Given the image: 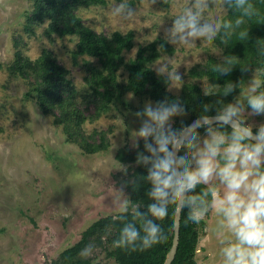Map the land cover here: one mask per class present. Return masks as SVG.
Listing matches in <instances>:
<instances>
[{
	"label": "rangeland",
	"instance_id": "rangeland-1",
	"mask_svg": "<svg viewBox=\"0 0 264 264\" xmlns=\"http://www.w3.org/2000/svg\"><path fill=\"white\" fill-rule=\"evenodd\" d=\"M117 2L110 0L105 6L82 7L78 13L97 32L133 30L135 45L125 52L129 59L136 55L140 45L163 37L172 15L189 0H129L136 13L128 20L112 14L111 7ZM33 6V0H0V62H12L16 48L32 59L48 49L69 70L70 78L82 94L87 88L84 60L96 62V59L81 56L76 64L72 52L76 49L77 36L48 34L47 22L37 25L33 33L28 32L27 14ZM210 6L215 7L216 0ZM173 46L175 51L166 55L171 56L173 66L181 65L184 69L180 85L196 82L203 88L204 81L208 80L193 78L188 70L209 56L222 58L221 48L201 33L193 41ZM120 74L123 80L127 76L123 68ZM263 74H258L259 78ZM182 87L169 90L173 94L181 93ZM28 89L22 78L0 69V264H48L65 248L78 242L93 222L115 214L113 197L118 189L129 197L127 182L136 166V163L119 161L116 152L125 146L134 148L143 139L134 136L142 119L135 113L146 102H155L146 96L128 93L124 101L112 105L100 117L88 119L84 125L87 132L110 131L109 148L89 154L69 142L62 128L54 124L53 116L45 115L34 99L25 96ZM83 109L86 110L85 106ZM86 114H93V109L86 110ZM172 118L187 121L190 115L174 110ZM241 118L252 129L264 123V114L251 113L247 107ZM121 164L126 170L119 168ZM204 223L208 225L207 232L202 230ZM214 223L215 214L210 211L199 225L198 264H221L220 245L212 231ZM106 248L110 249L108 243L93 248L87 256L95 264H117L108 256Z\"/></svg>",
	"mask_w": 264,
	"mask_h": 264
},
{
	"label": "clouds",
	"instance_id": "clouds-1",
	"mask_svg": "<svg viewBox=\"0 0 264 264\" xmlns=\"http://www.w3.org/2000/svg\"><path fill=\"white\" fill-rule=\"evenodd\" d=\"M211 2L189 0L180 6L170 26L164 28L163 40L183 45L201 33L209 41L219 38L223 46L228 45L245 18L257 13L251 0H216L215 7L210 6ZM228 8L239 14L225 18ZM111 12L128 20L136 10L129 0H118ZM239 35L248 39V30L239 31ZM158 51L163 58L151 67L164 77L168 89H180L184 69L173 66L163 43ZM255 52L264 59V41H255ZM235 65L247 71L249 63L240 64L237 56L224 55L213 65V71L227 74ZM260 73H264V65H257L243 92L230 101H217L214 115L208 114L211 105L205 103L198 118L177 123L173 111L189 104L179 91L163 100L146 102L135 113L142 119L134 136L143 138L148 153L137 155V163L147 166L141 179L150 184L145 193L148 203L140 210L139 204L118 189L113 197L116 207L112 219L120 221L121 226L112 240L113 247L134 250L169 235L175 220L165 223L163 217L174 201V212L178 215L187 209V221L197 225L210 211L214 212L212 231L220 245L221 264H264V123L253 132L252 125L241 118L246 107L251 113L264 114V80L259 78ZM213 85L218 84L204 81L205 96L218 93ZM234 87L232 81H226L220 94L226 96ZM119 168L126 170L122 164ZM202 230L208 231L207 223ZM93 247L86 245L81 255L91 254Z\"/></svg>",
	"mask_w": 264,
	"mask_h": 264
},
{
	"label": "trees",
	"instance_id": "trees-1",
	"mask_svg": "<svg viewBox=\"0 0 264 264\" xmlns=\"http://www.w3.org/2000/svg\"><path fill=\"white\" fill-rule=\"evenodd\" d=\"M118 1V0H116ZM110 0H33V9L27 14L26 29L33 33L37 25L47 22L46 32L60 36H77L76 49L72 56L77 64L79 57L95 58L84 60L87 71L85 77L86 91L79 94L78 89L70 78L69 70L59 62L57 57L48 49H43L39 56L32 59L16 48L12 62H0V69L5 68L10 75L22 78L28 86L26 97L36 101L45 115L53 116V122L62 128L66 139L77 144L84 153H96L107 150L110 146V131L93 130L87 132L85 123L88 119H96L110 110L117 102L124 101L126 94L133 93L146 96L153 101L163 100L173 95L167 88L164 77L158 76L151 64L158 60L161 53L158 45L164 44V51L172 54L175 47L158 37L155 40L140 45L136 55L126 59L125 52L135 45L133 30L122 32L116 30L111 34L97 32L88 26L78 10L82 7L105 6ZM257 10L256 15L246 17L241 28L233 33L228 45H222L217 38L216 45L221 48L222 55H235L240 64L249 63L247 71H241L240 65H235L231 72L223 75L213 71V65L221 58L209 56L205 62L195 64L188 70L193 78H205L218 91L216 94L205 96L203 88L196 82H186L181 95L189 100L186 108L175 109L187 112L190 119L177 120L186 123L198 116L205 103L211 105L209 115H214L217 101H230L243 90L244 83L255 70L257 65H264V59L255 52V41H264V0H251ZM225 18H234L235 10L227 9ZM248 30V39L241 37L239 31ZM16 47H18L16 43ZM125 69L126 78H120V70ZM264 80V74L262 76ZM226 81H232L236 87L226 96L224 91ZM82 98V99H80ZM93 109V114H86V110ZM90 117V118H89ZM256 131V129H254ZM204 133V129H199ZM151 139V138H149ZM141 139L134 148L128 146L119 148L116 158L124 163H136L131 179L127 182L129 197L133 203L140 205V210L147 206L146 189L148 182L141 179L146 174L147 166L137 163L138 153L148 154ZM187 145H185L186 147ZM202 187V186H198ZM198 190V189H197ZM175 202H170L169 212L164 215L165 223L174 219ZM113 215L101 217L88 226L81 239L70 247L65 248L59 256L48 264H95L92 258L82 256L81 250L88 244L95 247L110 245L107 254L117 264H164L166 255L171 247L174 229L167 236L154 239L151 243L140 244L130 250L112 246L121 226V222L112 219ZM199 242V225L187 221V209L182 211L180 226V242L171 264H198L196 251Z\"/></svg>",
	"mask_w": 264,
	"mask_h": 264
},
{
	"label": "water",
	"instance_id": "water-1",
	"mask_svg": "<svg viewBox=\"0 0 264 264\" xmlns=\"http://www.w3.org/2000/svg\"><path fill=\"white\" fill-rule=\"evenodd\" d=\"M199 117V116H198ZM196 117V118H198ZM253 132H255L254 129H252ZM181 217H182V211L177 215L175 213L174 220H175V228H174V235L172 239L171 247L166 255V259L164 261V264H171L173 259L175 258L179 242H180V226H181Z\"/></svg>",
	"mask_w": 264,
	"mask_h": 264
}]
</instances>
